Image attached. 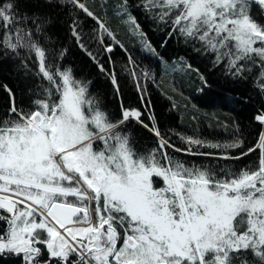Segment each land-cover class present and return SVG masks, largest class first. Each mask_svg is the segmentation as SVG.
<instances>
[{"label":"snow or ice","instance_id":"6c2138e0","mask_svg":"<svg viewBox=\"0 0 264 264\" xmlns=\"http://www.w3.org/2000/svg\"><path fill=\"white\" fill-rule=\"evenodd\" d=\"M45 3L70 5L96 23L88 37L99 45L96 53L84 42L79 15L68 28L108 78L119 109L110 113L90 79H77L73 67L59 64L67 49L45 46L51 14H29L17 0H0V56L26 50L41 81L24 106L12 88L0 85L7 97L0 110V264H264V0L133 5L151 25L167 28L161 47L183 37L211 68L234 82H251L260 99L250 141L239 129L228 141L174 133L182 146L156 122L148 72L131 69L140 106H125L114 68L99 56L118 47L129 66L135 61L104 20L83 0ZM115 14L158 55L129 0H119ZM107 60L112 65L111 55ZM21 64L28 68L27 60ZM169 149L194 159H178ZM251 154L255 163L236 171L204 163Z\"/></svg>","mask_w":264,"mask_h":264},{"label":"trees","instance_id":"16d2710c","mask_svg":"<svg viewBox=\"0 0 264 264\" xmlns=\"http://www.w3.org/2000/svg\"><path fill=\"white\" fill-rule=\"evenodd\" d=\"M17 2L19 9L29 14L32 12H36L37 15L51 14L53 23L48 30L47 36L50 39H46L45 46L50 45L49 50L55 49L57 52L67 49L66 55L59 64L73 67L77 79H90L92 93L102 98L110 113L118 112L119 102L113 94L108 78L97 71L96 66L77 47L68 28L72 18L79 15L85 37L84 42L93 53H96L99 51V45L88 39L97 28L96 23L76 13L70 5L50 7L45 0H17ZM83 2L104 20L111 31L115 32L116 39L124 45L135 61L134 65L129 66L127 55L118 47L112 54L100 52L99 56L106 67L114 68L125 106H140L129 75L131 69L135 68L138 73L145 71L149 73L150 78L145 81V86L151 98L156 122L161 132L177 146H182V142L174 135L176 132L198 136L208 141H228L239 129L240 134L248 141L252 139L249 133L254 134L257 128L252 117L260 107V99L251 82H234L222 71L211 68L209 58L193 52L191 44L185 43L183 37L169 40L167 46L161 47L167 28L151 25L144 14L133 6L136 0H129V10L146 33L144 38L151 42L158 55L145 52L139 40L126 32L120 18L115 14V7L119 0H83ZM3 51L0 49V52ZM108 55H111L112 65L108 64ZM22 60H27V69L22 66ZM162 60L171 64L169 69H166ZM173 66L175 71L170 73ZM35 72V65L28 57L26 50H21L18 55L9 51L6 55L0 56V85L12 88L16 94L17 103L21 106L29 102L36 85L41 82L39 77L34 75ZM202 77L203 80H207V87ZM6 107V93L3 87H0V110ZM143 135L148 134L143 133ZM148 142L153 143L151 139ZM168 151L169 155L181 160L194 159L174 153L171 149ZM195 159L199 161L201 158ZM256 159V154H251L238 161L204 160V163L210 164L213 168L223 165L225 168L236 171L245 164H254Z\"/></svg>","mask_w":264,"mask_h":264},{"label":"rangeland","instance_id":"374dc122","mask_svg":"<svg viewBox=\"0 0 264 264\" xmlns=\"http://www.w3.org/2000/svg\"><path fill=\"white\" fill-rule=\"evenodd\" d=\"M122 22V21H121ZM120 22V23H121ZM122 24H123V26L125 27V30H126V32H129L130 34H132L135 38H137L138 40H139V43L143 46V42H142V39L138 36V35H136V34H133L130 30H129V27L126 25V24H124L123 22H122ZM110 29V28H109ZM115 33V32H114ZM145 39V38H144ZM143 49L145 50V48H144V46H143ZM145 52H147V53H152V52H149V51H147V50H145ZM153 54V53H152ZM162 62H163V64L164 65H166V69H169L170 68V65L171 64H167V63H169V62H165L164 60H162ZM177 63H179V62H177ZM180 64V63H179ZM175 66H173L172 68H171V70H170V73H171V71H175V68H174ZM177 68V67H176ZM186 69V67L184 68V70ZM187 69H188V67H187Z\"/></svg>","mask_w":264,"mask_h":264}]
</instances>
